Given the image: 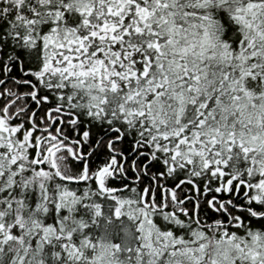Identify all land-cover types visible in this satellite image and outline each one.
Wrapping results in <instances>:
<instances>
[{
	"label": "snow or ice",
	"instance_id": "obj_1",
	"mask_svg": "<svg viewBox=\"0 0 264 264\" xmlns=\"http://www.w3.org/2000/svg\"><path fill=\"white\" fill-rule=\"evenodd\" d=\"M0 264H264V0H0Z\"/></svg>",
	"mask_w": 264,
	"mask_h": 264
}]
</instances>
